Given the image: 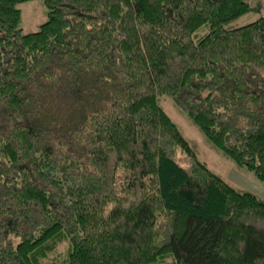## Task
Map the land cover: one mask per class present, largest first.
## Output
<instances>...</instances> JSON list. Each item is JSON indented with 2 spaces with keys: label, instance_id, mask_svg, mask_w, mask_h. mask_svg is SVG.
<instances>
[{
  "label": "trees",
  "instance_id": "obj_1",
  "mask_svg": "<svg viewBox=\"0 0 264 264\" xmlns=\"http://www.w3.org/2000/svg\"><path fill=\"white\" fill-rule=\"evenodd\" d=\"M26 1L0 0V264H264V200L158 100L264 182V17L226 29L247 0H43L23 33Z\"/></svg>",
  "mask_w": 264,
  "mask_h": 264
},
{
  "label": "rangeland",
  "instance_id": "obj_2",
  "mask_svg": "<svg viewBox=\"0 0 264 264\" xmlns=\"http://www.w3.org/2000/svg\"><path fill=\"white\" fill-rule=\"evenodd\" d=\"M247 1L251 6L249 12L226 23L224 25L226 29L240 27L258 19L259 17H264V0ZM17 7L21 10L19 27L23 33L37 31L40 25L47 19V8L43 0L22 2L17 4ZM205 30V27H201L197 33H203ZM158 100L166 114L177 125L183 137L195 148L199 160L206 163L213 172L218 174L235 189L252 192L260 199L264 200V182L257 179V177L245 167L235 164L222 151L214 148L199 129L193 125L187 115L177 108L169 96L160 95ZM176 154L175 159L177 162L186 167L187 159L183 153L177 149ZM66 248L67 243L59 245L57 262L64 257ZM54 256L55 254L50 259L54 258Z\"/></svg>",
  "mask_w": 264,
  "mask_h": 264
}]
</instances>
